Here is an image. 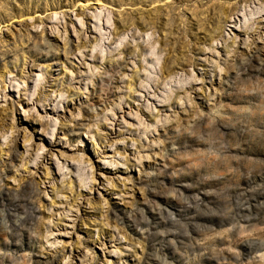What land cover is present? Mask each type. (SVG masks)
<instances>
[{
    "label": "rangeland",
    "instance_id": "rangeland-1",
    "mask_svg": "<svg viewBox=\"0 0 264 264\" xmlns=\"http://www.w3.org/2000/svg\"><path fill=\"white\" fill-rule=\"evenodd\" d=\"M94 1L0 0V264H264V0H156L155 14L140 11L139 34L132 10ZM127 45L132 53L144 50L141 62L131 53L125 58ZM10 60L18 66L7 81L15 70ZM26 63L46 72L38 74L33 102L28 82L36 73L24 74ZM22 74L27 80L18 84ZM9 86L19 91L16 107ZM64 88L77 97L57 100ZM44 90L51 99L42 113L36 104ZM156 92L164 96L156 97L158 107L148 99ZM76 102L84 110L76 112ZM20 114L27 125L55 126L46 147ZM22 133L25 146L30 141L21 164L27 170L15 168L9 182ZM41 134L48 135L44 128ZM82 137L92 140L93 155ZM78 153L85 155L82 169L71 161ZM104 160L114 166L107 173ZM58 176L63 195L54 198L47 187L57 190ZM100 185L118 190L108 197ZM43 196L51 206L60 198L61 207L51 209ZM93 221L101 232L82 233ZM244 244L254 249L245 254Z\"/></svg>",
    "mask_w": 264,
    "mask_h": 264
},
{
    "label": "bare ground",
    "instance_id": "bare-ground-1",
    "mask_svg": "<svg viewBox=\"0 0 264 264\" xmlns=\"http://www.w3.org/2000/svg\"><path fill=\"white\" fill-rule=\"evenodd\" d=\"M130 1V0H129ZM133 2H134V0H132ZM149 0H140V2H141V4H145L146 2H148ZM152 1H154V3H156L157 1L158 2H163L164 0H152ZM251 1V0H250ZM128 2V1H127ZM132 2V3H133ZM252 2V1H251ZM98 3V2H97ZM102 6H104V7H107L106 5H104V4H102L101 2H99ZM153 3V4H154ZM156 5V4H155ZM256 5V4H255ZM153 7H155V6H153ZM242 10V9H241ZM249 10V9H248ZM251 11V10H250ZM249 11V12H250ZM238 13L239 12H241V11H237ZM257 12V11H256ZM100 16H104L103 15V13H102V15H100ZM100 16H99V19H100ZM54 17H55V15H54ZM54 20V19H53ZM108 22V21H107ZM101 23V22H100ZM99 24V23H98ZM104 26V25H103ZM99 27H101V25L99 26ZM183 28V27H182ZM139 30H141V29H139ZM134 32H136V34L137 33H139L137 30H134ZM47 38L49 39V36L47 35ZM50 40V39H49ZM7 43V42H6ZM6 45V44H5ZM14 45V44H13ZM0 46H2L1 44H0ZM9 46V45H8ZM15 46V48H16V46L17 45H14ZM5 48V47H4ZM18 48V47H17ZM130 48V47H129ZM4 50V49H3ZM13 50H14V48H13ZM14 51H16V50H14ZM128 52V47L126 48V49H124V51L123 52ZM1 52V51H0ZM3 52H6V51H3ZM17 52V51H16ZM18 55H17V57H19L20 59H22V56H23V54H24V50H19L18 51ZM137 53H139V51H137L136 52V54ZM1 54H3V53H1ZM4 56V55H3ZM6 56V55H5ZM0 58L1 59H3L2 57H1V55H0ZM137 58V57H136ZM12 60H14V59H12ZM12 60H10L11 62H12V65L11 66H8V67H10V68H14L15 70H12V73H7V75H6V80L7 81H10V78H14V74H15V72H16V68H17V66L18 65H16V64H14V61H12ZM53 60H55V59H53ZM67 64V63H66ZM120 64H122V63H120ZM68 65V64H67ZM15 66V67H14ZM25 66V65H24ZM26 73L24 72V74H28V73H31V70L30 69H32V71L33 70H35V71H33L34 73H36V75H35V77H33L32 78V82H28L29 84H31L32 86L35 84V86L34 87H32L31 88V90H30V94L31 95H29L28 97H27V99L29 100V101H31V102H33V99H34V97H33V95H36V93H37V90H38V88H37V86H36V79H37V77L40 75L41 77L43 76V74L45 73L46 74V72L43 70V68L42 67H39L38 66V68L36 67V65L34 66H32V68H30V65L28 64V63H26ZM124 66H126V64L124 63ZM35 68V69H34ZM42 71H43V73H42ZM22 73V72H21ZM12 74H13V76H12ZM24 74H22V75H19L18 76V78H21L20 80H17V82L18 81H20V84H21V82H23L24 80L23 79H26L25 77V75ZM39 74V75H38ZM50 74H52V81L54 82L55 80H56V74H58V69L56 68V66H54V64L52 65V69H51V72H50ZM9 76V77H8ZM143 76V78H145L144 76L145 75H142ZM17 78V77H16ZM39 79H41L40 77H38ZM142 78V79H143ZM34 79H35V81H34ZM141 78H140V81L142 80ZM27 80V79H26ZM25 80V81H26ZM16 84L17 83H15V85L14 86H16ZM18 84H19V82H18ZM13 86V85H12ZM12 86H9L10 88H8L7 89V91H6V95L7 96H9V95H11V94H13V93H16V95H17V93H18V96H19V91L18 90H16L15 88H12ZM47 99H46V105L47 104H49L48 102H49V100L51 99V98H48V97H46ZM79 99V98H78ZM81 100V99H80ZM24 115V114H23ZM22 114H20V116H21V119L24 117ZM80 115H81V113H80ZM25 119V118H24ZM25 122H27V121H25ZM30 123L31 124H33L32 123V121L30 120ZM34 125V127H36L37 129H38V126L36 125V124H33ZM55 129V128H54ZM40 131V130H39ZM12 133V132H11ZM52 134H53V129H51L50 128V133L48 134V135H46L45 137L41 134L40 135V137H42L43 139H41V142H42V144L41 145H43L44 147H46L49 143H50V141H51V136H52ZM55 135V134H54ZM91 139H93L94 137L92 136V137H90ZM53 139V138H52ZM91 139H88V138H85V137H82V146L81 147H83V149H84V151H85V149L87 150V151H89V154H94L95 153V150L93 149V143H92V140ZM25 145V144H24ZM28 145H30V141H28L27 143H26V146L25 147H27ZM1 147L2 148H4L3 147V143H2V145H1V141H0V149H1ZM92 148V149H91ZM4 149H6V148H4ZM109 155H111V154H109ZM38 156V155H37ZM63 157V156H62ZM84 158H85V155L83 154H81V153H78L77 154V157H72L71 158V161H72V163L74 162V163H76L75 164V166L77 165V167H75V168H78V167H80L81 165H80V163L81 162H83V160H84ZM63 159H67L66 157H63ZM63 161V160H62ZM66 161V160H65ZM68 161V160H67ZM64 162V161H63ZM77 162H78V164H77ZM102 162V161H101ZM65 164H66V162H64ZM103 163V162H102ZM81 164H83V163H81ZM111 164H112V162L111 161H106V160H104V163L103 164H101L102 166H104V167H102L103 169H106V170H109V169H113V167H110L111 166ZM63 165V164H62ZM83 166V165H82ZM25 166H23V167H20V170H21V172H23V170H27L26 168L25 169H23ZM87 167H88V165H87ZM119 167V166H118ZM117 167V168H118ZM59 168L60 167H58L57 166V170H59ZM81 168V167H80ZM80 168H78V169H80ZM82 169V168H81ZM86 169H88V168H86ZM61 170V169H60ZM84 170L85 169H83L82 171H83V174H84ZM87 171V170H86ZM136 172V171H135ZM78 173H79V171L76 173V175H78ZM82 173V172H81ZM87 174V173H86ZM13 175H14V173L12 174V175H8L7 177L9 178V182L10 181H12L13 179ZM85 175V174H84ZM81 176V175H80ZM83 177V176H82ZM90 177V176H89ZM7 178V179H8ZM83 178H85V177H83ZM87 178V177H86ZM91 178V177H90ZM92 179H93V177H92ZM83 180V179H82ZM91 180V179H90ZM86 181V180H85ZM58 182H59V185H57V187L59 188L60 187V179L58 180ZM83 183H85L84 182V180L82 181ZM86 183H87V181H86ZM85 183V184H86ZM84 185V184H83ZM58 188H57V190L55 189H53L52 188V192H53V190H54V192H57L58 191ZM82 190H84V189H82ZM53 192V193H54ZM62 197V196H61ZM60 198H57L56 199V201H55V203H54V205H52L51 206V209H58L59 207H61V206H59L60 204H59V202H60V200H59ZM91 207H89V209H90ZM97 208V207H96ZM96 208H91V209H96ZM50 210V209H49ZM96 210H93V212H95ZM98 211V210H97ZM262 211V210H261ZM92 212V213H93ZM97 212H95L94 214H96ZM93 215V214H92ZM50 221V220H49ZM51 222V221H50ZM98 223V222H97ZM97 223H96V221H93V222H91V225H89L90 227H87L86 229H83L84 231L82 232V233H87L88 231H92V233L93 234H96V233H98V232H101V230L100 229H98L99 228V226L97 225ZM197 227V226H196ZM88 229V230H87ZM89 233V232H88ZM90 234V233H89ZM104 235V234H103ZM107 235V234H106ZM88 236V235H87ZM100 236H102V235H100ZM105 236V235H104ZM98 238L99 237H95V240H98ZM176 238V237H175ZM161 245H162V248H164V252L167 254V256H168V258L169 259H171V260H174L175 259V254L176 253H174L173 251H172V243L170 242V239H169V237H164L163 238V240H162V242H161ZM254 248H252V249H250V246L249 245H247V244H244V246H243V253H247V252H249V251H252ZM259 250L260 248H256L255 250ZM263 250V249H262ZM245 253V254H246ZM171 255V256H170ZM175 261H177V260H175ZM180 262V260L178 259V261L176 262L177 264ZM166 264H168V263H166ZM180 264V263H179Z\"/></svg>",
    "mask_w": 264,
    "mask_h": 264
},
{
    "label": "water",
    "instance_id": "water-1",
    "mask_svg": "<svg viewBox=\"0 0 264 264\" xmlns=\"http://www.w3.org/2000/svg\"><path fill=\"white\" fill-rule=\"evenodd\" d=\"M244 1V0H243ZM246 1H249V2H246ZM246 2V3H245ZM245 2H242V1H239L238 3L242 6L244 3V5H247V6H249L250 4H252V2H250V0H245ZM239 5V6H240ZM253 13V12H252ZM238 14H240V12L238 13ZM242 18L243 17H240V19L242 20ZM105 24V23H104ZM142 30V29H141ZM141 30H140V32H141ZM224 36V35H223ZM223 36H221L220 37V39L221 38H223ZM52 42H53V40L52 39H50ZM127 47H128V52L126 51V52H122L123 53V55L125 56V58H128L129 56H131L130 55V53L131 54H133V56L135 57H138V63L139 62H141L142 60H143V54H144V50L143 49H141V51L139 52V53H135V52H131L132 50V48H129V47H131L130 45H127ZM259 53H261V55H263V53H264V50H263V48H259V51H258ZM121 55V54H120ZM96 60H97V58H95ZM99 61V60H98ZM67 64H68V67H69V69L71 70V68H72V65L69 63V62H67ZM67 64H66V66H67ZM121 65H123V63L121 64ZM197 69H198V71H200L201 70V67H197ZM74 70V69H73ZM143 70V68H140L139 69V71L135 74V76H136V78H138V79H142L143 78V76H142V74H141V71ZM87 72V71H86ZM211 74H212V70L210 69V68H208V70H207V76H206V81L208 82L209 81V79H210V76H211ZM87 76H88V74L86 73V76H83V77H81V79H83L84 81H86V79H87ZM35 77V76H34ZM77 78H80V75L78 74L77 75ZM178 79V78H177ZM175 80L174 81V83H177L178 82V80ZM181 80V79H180ZM30 82H32V81H30ZM48 83L49 84H51L52 85V79H49L48 80ZM32 85L30 84V88H32V87H34L35 86V84L31 87ZM53 86V85H52ZM55 86H57L56 84H55ZM125 90H126V88H125ZM110 92H111V95L113 96V97H116L117 98V96H116V94H115V91L114 90H110ZM123 93H124V91H122V95H123ZM45 94H46V91L44 90L43 92L42 91H40L39 93H38V98H37V107H38V109H39V111H42V109L45 107V105H46V99H45ZM64 94H68V95H70L71 93H69L67 90H66V88H64L62 91H60V93L58 94V97H57V99H59L60 98V96L61 95H64ZM191 94H193V95H195V98H196V100L198 101V100H200V96L198 95V92H192L191 91ZM30 94L28 93L27 94V96H29ZM11 96L13 97V99H14V101H13V103H12V105L14 106V107H16L17 106V102H16V93H13V94H11ZM71 96L73 97V98H76L77 97V95L76 94H71ZM135 96V95H134ZM134 96H132V99L135 101V98H133ZM153 96V94H150V96H149V98L148 99H150V101H151V106H154V107H158L159 106V104L161 103V102H158L157 100H156V97H158L159 99H162V98H164V96H162V94H161V92H156L155 94H154V99H151V97ZM121 98H122V96H120ZM93 98V96L90 98V100L89 101H91V100H93L92 99ZM23 102H21L20 104H22ZM88 103V102H87ZM10 104V103H9ZM171 106L173 107V104H171ZM171 106H166V107H164V110H165V112L167 113L168 111H169V108L171 107ZM175 106V105H174ZM69 107H71L72 108V106H70L69 105ZM80 110H83V107L81 106V105H79L77 102H76V106H75V111L76 112H79ZM134 110V109H133ZM132 110V111H133ZM46 112L48 113V114H51V115H53L54 117H56V115H57V113L55 114V113H53V110L52 109H50V110H46ZM67 115V117H68V114H66ZM141 118L142 119H144L145 120V122H152L153 120L150 118V116H148V114L146 113V112H143L142 111V113H141ZM119 120H120V117H119ZM133 121V120H132ZM21 122L22 123H24V120L22 121L21 120ZM134 123H137V122H135V121H133ZM32 125V124H31ZM28 126V129H29V131L31 132V133H34V127H33V125L32 126ZM25 126V125H24ZM96 127V125L95 126H91V128H90V132H91V137L93 136L94 137V135H95V130H94V128ZM39 128H44V130L49 134L50 133V128H51V126H49V125H47V124H40L39 125ZM54 128H55V126H52V128L51 129H53L54 130ZM60 128V134H64L65 133V131H66V127H63V126H60L59 127ZM105 129H107V128H105ZM3 130V129H2ZM1 130V131H2ZM107 131H108V129H107ZM38 134V133H37ZM34 135H36V134H34ZM119 136V133H118V128H116L115 127V137L117 138ZM115 142H116V140H114L110 145H108V147L106 148V150H107V153L108 154H110V153H112V147L115 145ZM18 147H19V149H21L22 150V147H23V133L21 134V136H20V138H19V142H18ZM119 152H121V149H119L118 148V150H116V154H118ZM91 155H93L92 153H91ZM116 157V156H115ZM50 161H52L51 159H50ZM53 166H54V164H52ZM100 166H101V171L103 172V173H107V171L105 170V169H103L102 167V165L100 164ZM54 168V167H53ZM55 170V169H54ZM119 174H121V175H126V173H124V172H119ZM39 175L43 178V176H44V173H43V170H42V168H40V171H39ZM56 175V174H55ZM60 179V177L58 176L57 177V180H59ZM118 189H117V187H116V189H115V187L113 186V187H111L110 189H104V188H102L101 187V185H100V188H99V191H101L105 196H108V197H110V195H112V194H114L115 193V191H117ZM47 192H48V194H50V195H52V196H54V198L56 197V196H62L63 195V192H62V189H60V188H58V191L57 192H54V190H53V192H52V188H48V190H47ZM69 195V194H68ZM95 197H96V194H95ZM69 198V197H68ZM42 202L46 205H48V203H47V201L45 200V198L44 197H42ZM51 206V204L50 205H48V207H50ZM92 206H94V205H91V206H89L88 204H86L85 203V208H89V207H91L92 208ZM92 210V209H91ZM93 215H96V214H93Z\"/></svg>",
    "mask_w": 264,
    "mask_h": 264
},
{
    "label": "flooded vegetation",
    "instance_id": "flooded-vegetation-1",
    "mask_svg": "<svg viewBox=\"0 0 264 264\" xmlns=\"http://www.w3.org/2000/svg\"><path fill=\"white\" fill-rule=\"evenodd\" d=\"M110 1L111 0H107L106 2H103L101 0H98V1L91 2L89 4L94 3L95 5L101 6V4L99 3V2H101L102 4L106 5L107 7H110L111 6ZM113 1L116 2L117 5H125V6L120 7V11L127 10V9L133 11L130 14H133L134 18H136V20L134 21L135 22L134 25H135V30H137L138 32H140L139 29H142L141 21L143 20V17H142V14L140 11H143V13H145V15L148 14L147 17H149L150 15L155 14V10L157 8V6L155 5L156 3H154V1H152V0H149L145 4H141L140 0H134V2L132 0H130V1L129 0H113ZM133 5H136V6H133ZM153 6H155V7H153ZM8 9H11V6L8 7ZM137 34H139V33H137Z\"/></svg>",
    "mask_w": 264,
    "mask_h": 264
},
{
    "label": "built area",
    "instance_id": "built-area-1",
    "mask_svg": "<svg viewBox=\"0 0 264 264\" xmlns=\"http://www.w3.org/2000/svg\"><path fill=\"white\" fill-rule=\"evenodd\" d=\"M241 1V0H240ZM239 2V1H238ZM247 11V13H245V17H248V15H249V11H248V9L246 10ZM250 14H251V12H250ZM238 16H239V22H241V21H243V19H244V15L240 12V14H238ZM251 16V15H250ZM240 17H243L242 18V20L240 19ZM237 24H238V22H235V27L234 28H236V26H237ZM51 77H52V74H51ZM55 84H56V81H52V85H53V87L55 86ZM28 97V96H27ZM58 97V96H57ZM58 100V99H57ZM36 106H37V104H36ZM46 106V105H45ZM85 107V106H84ZM45 108V107H44ZM43 108V109H44ZM37 109H38V107H37ZM51 108H49L48 110H50ZM84 110V109H83ZM38 111H39V109H38ZM46 111V110H45ZM39 112H42L43 113V111H39ZM53 113H55V112H53ZM48 114V113H47ZM48 115H51V114H48ZM53 116V115H52ZM54 117V116H53ZM22 121L24 120V123H22V124H24V125H27V122H25L26 120L24 119V118H22L21 119ZM33 124H36L37 126H38V129L37 128H34V133H32V134H36V135H34L35 136V139H36V141H37V143L38 144H42V142H41V140H40V129H42V128H39V125H40V123H34L33 122ZM32 124V125H33ZM31 125V126H32ZM27 126H30V125H27ZM50 126V125H49ZM33 127H34V125H33ZM37 129V132H35V130ZM38 133V134H37ZM13 152L15 153V162H14V165H11L10 167H9V171H8V175H12L14 172V169L15 168H20V167H22L21 166V164H22V158H24L25 157V145H24V140H23V147H22V150L21 149H19V147H18V144H17V146L16 147H14L13 148ZM56 163H57V159H56ZM29 164H31V162H29V163H27V165H29ZM52 164H54V166L56 165L55 163H54V160H52ZM53 165H52V168L54 167ZM56 167V166H55ZM24 169V168H23ZM54 170V169H53ZM40 171V170H39ZM23 172H25L26 173V170H23ZM54 172H55V174H56V168H55V170H54ZM38 175H39V172H38ZM40 176V175H39ZM47 188H51V187H49V185H48V187ZM53 188V187H52ZM58 188V187H57ZM44 197V196H43Z\"/></svg>",
    "mask_w": 264,
    "mask_h": 264
}]
</instances>
